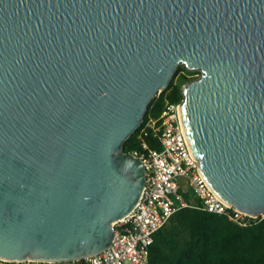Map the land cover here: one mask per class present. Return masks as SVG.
Wrapping results in <instances>:
<instances>
[{"label": "water", "instance_id": "water-1", "mask_svg": "<svg viewBox=\"0 0 264 264\" xmlns=\"http://www.w3.org/2000/svg\"><path fill=\"white\" fill-rule=\"evenodd\" d=\"M180 65L209 187L264 215V0H0V258L111 247L147 181L125 142Z\"/></svg>", "mask_w": 264, "mask_h": 264}, {"label": "built area", "instance_id": "built-area-1", "mask_svg": "<svg viewBox=\"0 0 264 264\" xmlns=\"http://www.w3.org/2000/svg\"><path fill=\"white\" fill-rule=\"evenodd\" d=\"M138 139H156L161 150L152 149L142 141L131 152L146 169L147 181L143 195L125 218L113 224L114 239L104 252L75 261L7 260L0 264H151L150 249L155 234L165 227L172 216L190 206L181 190L200 201L209 213L226 215L240 226L248 225L255 217L241 212L224 202L209 187L186 140L180 104L168 103L159 120L151 118L139 128Z\"/></svg>", "mask_w": 264, "mask_h": 264}, {"label": "trees", "instance_id": "trees-1", "mask_svg": "<svg viewBox=\"0 0 264 264\" xmlns=\"http://www.w3.org/2000/svg\"><path fill=\"white\" fill-rule=\"evenodd\" d=\"M201 73L178 66L169 87L150 103L143 127L149 119L159 120L166 104H181L183 86ZM138 129L126 142V152L138 149L142 141L161 150L153 136L138 139ZM190 206L175 213L154 236L151 264H264V218L240 226L226 215L204 211L190 191L181 190Z\"/></svg>", "mask_w": 264, "mask_h": 264}, {"label": "rangeland", "instance_id": "rangeland-1", "mask_svg": "<svg viewBox=\"0 0 264 264\" xmlns=\"http://www.w3.org/2000/svg\"><path fill=\"white\" fill-rule=\"evenodd\" d=\"M194 72H199L200 73V71H194ZM201 76V74H199V75H196V76H194V77H200Z\"/></svg>", "mask_w": 264, "mask_h": 264}]
</instances>
